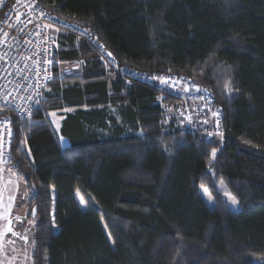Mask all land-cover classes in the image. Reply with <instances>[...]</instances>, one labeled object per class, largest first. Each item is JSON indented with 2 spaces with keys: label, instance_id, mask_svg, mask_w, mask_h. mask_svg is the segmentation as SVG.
<instances>
[{
  "label": "trees",
  "instance_id": "trees-1",
  "mask_svg": "<svg viewBox=\"0 0 264 264\" xmlns=\"http://www.w3.org/2000/svg\"><path fill=\"white\" fill-rule=\"evenodd\" d=\"M39 1L91 30L118 67L56 31L33 120L0 109L12 123L6 168L29 194L31 264H264V0ZM122 69L198 83L220 124L194 109L182 127L167 117L186 113L179 99L129 84Z\"/></svg>",
  "mask_w": 264,
  "mask_h": 264
},
{
  "label": "built area",
  "instance_id": "built-area-1",
  "mask_svg": "<svg viewBox=\"0 0 264 264\" xmlns=\"http://www.w3.org/2000/svg\"><path fill=\"white\" fill-rule=\"evenodd\" d=\"M63 31L77 35L90 44L102 61L112 68L118 63L104 43L89 29L56 17L36 0H14L2 14L0 5V109L13 112L22 121H32L39 110L44 92L53 81L56 54L54 33ZM122 77L129 84L141 83L163 95L179 99L185 105V114L193 120L194 109L215 111L220 124V112L215 97L198 83L185 77L147 74L122 69ZM162 78L168 81L165 85ZM7 101V102H5ZM198 112V111H195ZM12 123L0 120V165L10 160ZM16 221L11 224L12 229Z\"/></svg>",
  "mask_w": 264,
  "mask_h": 264
},
{
  "label": "rangeland",
  "instance_id": "rangeland-1",
  "mask_svg": "<svg viewBox=\"0 0 264 264\" xmlns=\"http://www.w3.org/2000/svg\"><path fill=\"white\" fill-rule=\"evenodd\" d=\"M5 1L6 0H0V5L2 6L5 3ZM69 70H71V69H69ZM73 70H76V69L73 68ZM169 76H172V75H169ZM177 111H180V109L178 108ZM200 111H201L200 113H203V115H205V117L208 120L216 117L215 115L211 114L212 112L209 110H203L202 109ZM174 112H175L174 109L172 107H170V109H168L167 117L171 116V113L177 114L178 115L177 117L179 119V123L182 127H188L189 125H191V122H194L197 119V113L195 111L193 112V115H191L193 120H190V116H187L184 113L182 114L179 112H175V113ZM4 118L5 117L0 116V120H2ZM194 118H196V119H194ZM5 119H7V118H5ZM49 120L51 122L52 121L54 122L55 116H50ZM202 120L205 121L204 118H202ZM57 125H58L57 123H53L54 129L57 132V135H59L60 132L58 130ZM217 126H218V124H217ZM216 133H217V131H216ZM12 138H13V133H12ZM218 189L222 193V195L225 197L227 202L229 203L231 209L233 211H239L240 210L239 202L237 201V199H235L236 200L235 203L233 202L231 197H234V196L228 191L227 187L225 186V184L222 181L218 183ZM201 193H202L203 197L205 198V200L207 201L208 205L210 207H213L214 206V199L210 196L208 190L206 188L202 187ZM23 196H25V193ZM77 198L80 201L82 208L85 209L86 208V199L84 198V196H82L78 192ZM3 203H4V205L7 204L6 200H3ZM6 222L7 221H4L2 219L0 220V234L8 232V226L6 225ZM31 223L33 224V221H30L28 219H25L23 221L17 220L16 226L13 229L14 232L20 233L22 236L26 237L27 238L26 240L21 239L20 236H13L11 232H9V234L7 233V235L2 237V240H0V243L3 242V245H5V243H7V244L13 246V248L12 247L9 248V247L3 246V245H2V247H0V264H31L32 263L31 262V254L33 251L34 226H31L32 225ZM19 247H22V248H19ZM19 249H21L22 252Z\"/></svg>",
  "mask_w": 264,
  "mask_h": 264
},
{
  "label": "crops",
  "instance_id": "crops-1",
  "mask_svg": "<svg viewBox=\"0 0 264 264\" xmlns=\"http://www.w3.org/2000/svg\"><path fill=\"white\" fill-rule=\"evenodd\" d=\"M50 116H55L54 122L53 121L51 122L49 120ZM50 116L48 117V120L50 121L52 127H53V123H57L58 130L60 131L61 122L63 118H61L60 116L56 114H51ZM60 141L64 142V140H61V139ZM24 193H25V196H23ZM0 196L3 197V200H6L7 202V204H5L6 207L9 206V199H8L9 196L14 197V202L10 205L11 215L10 217H8L12 220V222L15 220L23 221L27 219L28 212H29V209H28L29 194H28L27 186L22 179L18 178L14 173L8 170L6 166H3V165H0ZM5 215L7 216L8 214L5 213ZM2 220L7 221V219H2ZM6 225L9 227L8 222H6ZM31 226H34V225L32 224ZM7 233L9 234V232ZM0 244L3 245V242H1ZM3 246L13 248V246L7 243H5V245ZM19 248H22V247H19ZM19 250L22 252L21 249Z\"/></svg>",
  "mask_w": 264,
  "mask_h": 264
},
{
  "label": "snow or ice",
  "instance_id": "snow-or-ice-1",
  "mask_svg": "<svg viewBox=\"0 0 264 264\" xmlns=\"http://www.w3.org/2000/svg\"><path fill=\"white\" fill-rule=\"evenodd\" d=\"M35 2L36 0H32V6L34 7L35 6ZM162 83H164L165 85L168 84V81L167 80H164L162 78ZM7 102V101H5ZM216 115V114H214ZM213 156H215V153H213ZM9 206H5L4 203H3V197L0 196V219H7V222H8V232H11L13 236H20L21 239H27L26 237L22 236L20 233H17V232H14L12 227H11V224H12V220L8 217H10L11 215V207L10 205L14 202V197L12 196H9ZM231 199L233 200V202L235 203L236 200H235V197H231ZM5 213H7L8 215L6 216ZM7 235V233H3V234H0V240H2V237ZM0 247H2V244H0Z\"/></svg>",
  "mask_w": 264,
  "mask_h": 264
}]
</instances>
